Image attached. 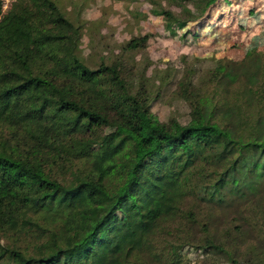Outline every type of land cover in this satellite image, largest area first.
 I'll return each mask as SVG.
<instances>
[{"label": "trees", "instance_id": "obj_1", "mask_svg": "<svg viewBox=\"0 0 264 264\" xmlns=\"http://www.w3.org/2000/svg\"><path fill=\"white\" fill-rule=\"evenodd\" d=\"M191 2L152 13L185 37L229 0ZM150 36L89 69L54 0H0V264H264V52L183 55L154 89L125 58Z\"/></svg>", "mask_w": 264, "mask_h": 264}, {"label": "rangeland", "instance_id": "obj_2", "mask_svg": "<svg viewBox=\"0 0 264 264\" xmlns=\"http://www.w3.org/2000/svg\"><path fill=\"white\" fill-rule=\"evenodd\" d=\"M6 11L15 0H2ZM64 16L73 24L81 25V41L76 51L79 60L89 69L108 64L118 55L125 43L134 36L151 34L145 50L128 53L125 58L135 59L139 71L144 70L148 83L159 88L162 74L171 75L183 55L206 57L213 61L223 59L241 61L247 51L264 52V0H229L216 4L210 16L213 27L195 29L188 26L185 37L170 35L169 28L160 17L152 13L156 8L151 0H54ZM181 14L182 3L194 10L191 0H152ZM210 11L207 10L206 14ZM221 17V21L218 18ZM218 23L221 26H216ZM193 30V31H192ZM165 73V72H164ZM175 77L172 78V81ZM168 83L162 96L153 103L152 111L161 121L185 115V105ZM218 257L191 256L189 264H204Z\"/></svg>", "mask_w": 264, "mask_h": 264}]
</instances>
